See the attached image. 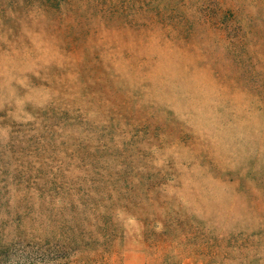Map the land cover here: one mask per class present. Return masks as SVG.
<instances>
[{"label":"rangeland","instance_id":"1","mask_svg":"<svg viewBox=\"0 0 264 264\" xmlns=\"http://www.w3.org/2000/svg\"><path fill=\"white\" fill-rule=\"evenodd\" d=\"M45 8L0 0V264H264V34L213 65Z\"/></svg>","mask_w":264,"mask_h":264},{"label":"trees","instance_id":"2","mask_svg":"<svg viewBox=\"0 0 264 264\" xmlns=\"http://www.w3.org/2000/svg\"><path fill=\"white\" fill-rule=\"evenodd\" d=\"M106 1L112 0H35L46 7V14L65 20L68 33L72 34L71 26L78 38L85 37L92 25L103 26L105 29L112 26L115 30L133 29L137 35L152 31L165 33L163 31L168 29L176 37L174 43L178 41L177 38L193 43L204 53L205 60L213 65L222 63L220 55L215 51L223 49L236 53L239 31L244 34L261 31L264 34L263 9L251 0H117L119 5L106 4ZM241 46L244 50V45ZM255 178L256 181L261 179ZM107 184L112 186V195L120 194L122 188L115 182ZM179 212L180 209L172 211V221L179 226L187 224L188 228L205 237L199 221L191 219V223Z\"/></svg>","mask_w":264,"mask_h":264}]
</instances>
